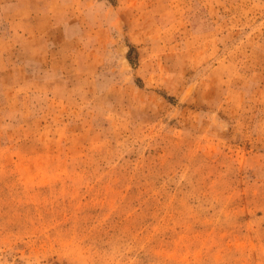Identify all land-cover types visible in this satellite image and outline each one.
Instances as JSON below:
<instances>
[{"label": "rangeland", "instance_id": "obj_1", "mask_svg": "<svg viewBox=\"0 0 264 264\" xmlns=\"http://www.w3.org/2000/svg\"><path fill=\"white\" fill-rule=\"evenodd\" d=\"M0 264H264V0H0Z\"/></svg>", "mask_w": 264, "mask_h": 264}]
</instances>
